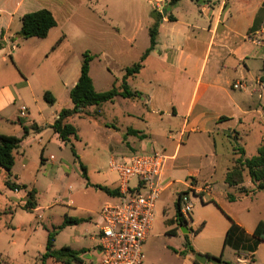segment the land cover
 I'll return each mask as SVG.
<instances>
[{
	"label": "crops",
	"instance_id": "obj_1",
	"mask_svg": "<svg viewBox=\"0 0 264 264\" xmlns=\"http://www.w3.org/2000/svg\"><path fill=\"white\" fill-rule=\"evenodd\" d=\"M41 10L52 13L56 27L44 39L21 38L22 17ZM80 12L95 17L97 22L102 23L103 29L114 31L116 41L110 44L122 43V54L134 57L133 64L140 61L150 47V28L159 14L150 0H0V76L12 74L8 66L9 58L16 68L23 70L18 58L21 54H30L38 63L43 58L47 60L53 53L54 60H58L56 70L60 81L56 89L62 88L60 91L70 99V91L77 84L80 74L66 66L65 58L60 60L62 52L59 49L67 40L65 28ZM163 12L155 49L145 60L141 72L128 81L137 80L151 64L161 66L172 73V85H161L167 79L156 77L150 80V84L170 87L171 92L167 95L166 91H158L148 95L139 87H133L131 89L137 92V96L132 99L116 98L126 104L128 118H141L143 123L142 126H121L124 153L164 154L166 161L161 176L163 190L160 197L171 188H176V196L171 203L175 208L170 220L173 227L164 235L168 243L163 247H154L148 244L149 234L144 243L146 250L145 255L144 252L142 254V264H195L194 255L198 253L207 257L222 256L225 262L232 264H241L242 261L245 264H264V241H258L255 235L258 224L264 220V203L263 211H257L258 197L264 191L245 195L240 193V187H231L226 183L227 172L238 157L235 150L238 146L232 145V137L242 140V136L250 134L258 123L264 125V0H170ZM28 45L31 51H28ZM44 48L45 53L35 57V51ZM24 77L12 86L0 87V115L16 102V98L20 99V91L31 90L30 80ZM239 83L242 88L236 89L234 86ZM46 92L57 98L54 89L44 88L40 93L43 100ZM155 93L164 95L158 97ZM143 100L142 108L140 103ZM69 101L72 103L71 99ZM66 107L72 109L73 103ZM94 108L95 113L101 107ZM22 109L25 110V107ZM155 110H158L161 121H169L166 133V129L163 134H160L161 130L158 134L154 133L150 120H153ZM60 112H55V121ZM26 122L24 126L35 125ZM129 129L139 134H127ZM55 136L59 139L58 134L55 133ZM218 138L229 140L232 152V162L225 168L220 183L216 180L220 159ZM263 140L264 135L260 145ZM246 157L250 155L246 154ZM112 160L119 161L120 158H111V169ZM90 184L120 192L119 175L116 181L107 176L102 183ZM129 186H138V180L131 178ZM243 186L248 190L254 189L246 174ZM85 188L94 187L85 184ZM101 192L104 198L98 214L105 204L114 203L119 197ZM183 194L190 198L193 207L190 221H186L188 225L179 227L176 202ZM230 195L236 197L234 202L229 200ZM219 210L231 216L233 222L222 218ZM233 213H239L238 217ZM75 218H86L88 221L66 227L56 238L69 230V244L63 247L82 252L80 262L74 264H99V215L96 218ZM181 227H186L189 233L184 234ZM186 236L195 254H181L185 250ZM87 238L94 244L92 248L98 256H93L91 248L83 245ZM225 238H228L227 242ZM206 264L214 263L208 258Z\"/></svg>",
	"mask_w": 264,
	"mask_h": 264
},
{
	"label": "rangeland",
	"instance_id": "obj_2",
	"mask_svg": "<svg viewBox=\"0 0 264 264\" xmlns=\"http://www.w3.org/2000/svg\"><path fill=\"white\" fill-rule=\"evenodd\" d=\"M102 27V23L97 22L95 17L80 12L65 28L67 40L59 49V52H62L60 60L65 58L66 66L73 68L79 74L84 52L88 51L93 56L91 77L99 92L120 86L125 75V67L133 65L135 61L134 57L122 54V43L110 44L116 41V33ZM27 49L31 51L30 45ZM42 53H45V48L35 51V57ZM29 55L23 53L18 57L23 70L16 68L9 58L11 64L8 63V66L12 74L5 73L0 76V87L12 86L25 78L24 76H27L31 82V90L20 91V99L16 98V102L0 115V135L22 138L20 147L15 152L11 180L25 185L28 190L36 189L39 206L35 210L25 209L26 192L10 190L5 184L6 173L0 172V264H41L40 257L46 251L48 230L51 231L59 226L66 216L98 217L104 194L94 188L86 189L85 184L102 183L107 176L114 181L117 180V172L110 168L111 158L119 159L129 155L124 153L121 126L143 124L141 118L133 120L130 119L131 117L128 118L127 106L118 98L115 103L103 104L99 109L100 115H95L93 107L90 117L73 118L70 123L77 129V138L72 136L67 144H63L61 140L56 139L52 125L57 118L55 112L67 109L66 106L72 103L69 101V96L60 91L62 88L56 89L60 84L56 70L58 60H54V55L51 53L47 60L42 59L44 63L42 64V62L37 63ZM171 76L172 73L168 69L151 64L137 80H130L128 84L131 88L139 87L148 95L158 91H166L168 95L171 88L164 86L167 83L172 85ZM154 77L161 80L166 78V82L161 83L164 86L156 87L150 84V80ZM44 88L55 90L57 103L49 104L42 99L40 93ZM155 95L162 97L164 94L155 93ZM142 104L144 100L140 103L143 108ZM23 107L25 110L22 109ZM29 115L30 117L27 118ZM26 121H30L29 125L35 123L38 130L30 128L29 134L23 138V126L28 123ZM150 124L154 127L155 134H158L159 130H161L160 134H163L165 129L166 133L170 126L168 119L160 120L158 110H155ZM263 135L264 125L258 123L257 128L250 134L242 136V140L231 139L232 145L244 148L246 154L253 157L258 152ZM228 141L218 138L220 159L216 180L219 183L224 177L225 168L232 162L231 144ZM72 149L78 158L75 157ZM41 156L45 160L43 163ZM80 163L87 169L88 180L82 176ZM175 189L173 187L168 190L157 202L153 228L148 239V244L154 247H163L168 243L164 235L173 227L170 220L175 212L171 204L176 196ZM191 198H195L194 195H191ZM257 202L259 206L257 211H263L264 193L259 195ZM231 206L238 208L237 205ZM88 209L92 212H87ZM219 213L226 221L233 222L231 216L223 210H219ZM238 214L233 213L235 217H238ZM92 227L95 225L92 224ZM69 234V230L63 231L56 238L55 248L59 249L69 244ZM83 245L91 248L93 256H98L89 238L85 239ZM145 250L146 247L143 245L144 255ZM47 264H52L51 260H48Z\"/></svg>",
	"mask_w": 264,
	"mask_h": 264
},
{
	"label": "trees",
	"instance_id": "obj_3",
	"mask_svg": "<svg viewBox=\"0 0 264 264\" xmlns=\"http://www.w3.org/2000/svg\"><path fill=\"white\" fill-rule=\"evenodd\" d=\"M161 19L162 14H158L155 24L150 28V47L143 54L140 61L125 69V75L122 79L121 85L118 87L113 86L111 89L104 92L97 91L90 75V65L93 60V56L89 54V52H85L83 54L79 80L75 87L70 91V99L73 103V108L63 109L59 113L58 119L52 126L54 132L58 134L59 139L64 144H67L70 137L72 136L77 138V129L70 123L73 118L77 116L90 117V108H100L105 103H113L117 97L132 99L133 97L137 96V92H134L129 86L128 80L129 78L134 77L141 72L144 67L145 60L155 49L158 38L159 22ZM56 25L57 22L49 10H41L34 13H29L22 17V29L19 32V36L23 39H44L48 36L50 30L56 27ZM44 100L49 104L55 103V98L50 92H46L44 94ZM95 115H100L99 110L95 112ZM30 128L38 130L36 125H32L31 127L23 126V138L29 134ZM127 134L138 135L139 132L129 129ZM21 141L22 138L9 135H0V172L3 171L6 173L7 180L5 184L10 190L14 192H26L27 201L24 205V208L28 210H35L38 207V191L36 189L28 190L25 185L17 184L11 180V171L15 164V152L20 147ZM72 150L75 157L78 158L74 149ZM235 150L238 157L234 160L233 166L227 172L226 183L231 187H240V193L245 195L264 191V140L262 141L257 154L253 157H246L244 148L238 147ZM41 160L43 163L42 156ZM80 169L82 176L88 180L87 169L82 163H80ZM245 174L251 180L254 189L248 190L243 186ZM87 184L94 187L95 189L103 191L109 196H120V192L113 191L107 187L91 185L89 182ZM180 198L181 196L176 202V222L179 227L188 225L186 220L181 216ZM229 200L234 202L236 197L230 195ZM87 221L88 219L86 218L66 216L64 221L59 226L54 227L51 231L48 230L46 251L40 257L41 264H47L48 260H53L55 263L61 264L79 263L82 252L75 251L67 246L60 249H55V239L58 233L66 227L80 225ZM255 235L258 241H264V220L258 224ZM227 240L228 238L226 239V242ZM187 253L195 254L194 249L190 245L188 236H186L185 250L181 252V254ZM208 258L214 264H232L230 262H225L222 259V256H208ZM194 262L195 264H199L196 260Z\"/></svg>",
	"mask_w": 264,
	"mask_h": 264
},
{
	"label": "built area",
	"instance_id": "obj_4",
	"mask_svg": "<svg viewBox=\"0 0 264 264\" xmlns=\"http://www.w3.org/2000/svg\"><path fill=\"white\" fill-rule=\"evenodd\" d=\"M169 1L150 0L159 14ZM234 87L242 88V84ZM165 161V155L157 152L112 160L111 167L120 179V196L116 202L105 204L98 214L99 264H142V247L152 230L156 203L163 190L161 176ZM131 178L138 180V186H129ZM192 207L190 198L183 194L180 211L186 221H190Z\"/></svg>",
	"mask_w": 264,
	"mask_h": 264
},
{
	"label": "water",
	"instance_id": "obj_5",
	"mask_svg": "<svg viewBox=\"0 0 264 264\" xmlns=\"http://www.w3.org/2000/svg\"><path fill=\"white\" fill-rule=\"evenodd\" d=\"M166 14V10L163 12V15ZM181 231L184 233V234H188L189 231L187 230L186 227H181ZM195 257V260L199 263V264H206L207 260H208V257L206 255H203V254H195L194 255Z\"/></svg>",
	"mask_w": 264,
	"mask_h": 264
}]
</instances>
